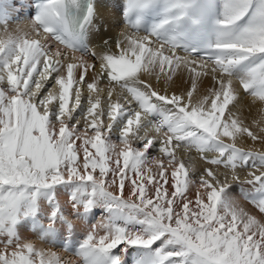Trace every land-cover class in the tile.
Wrapping results in <instances>:
<instances>
[{
    "label": "snow or ice",
    "instance_id": "snow-or-ice-1",
    "mask_svg": "<svg viewBox=\"0 0 264 264\" xmlns=\"http://www.w3.org/2000/svg\"><path fill=\"white\" fill-rule=\"evenodd\" d=\"M0 264H264V0H0Z\"/></svg>",
    "mask_w": 264,
    "mask_h": 264
},
{
    "label": "bare ground",
    "instance_id": "bare-ground-1",
    "mask_svg": "<svg viewBox=\"0 0 264 264\" xmlns=\"http://www.w3.org/2000/svg\"><path fill=\"white\" fill-rule=\"evenodd\" d=\"M247 103V102H246ZM251 115L253 116V117H255V118H259V111H258V109L257 108H253L252 109V113H251ZM250 144H251V142H249ZM255 147H257V148H259V145H256ZM241 175L243 176V173H241ZM74 259V258H73Z\"/></svg>",
    "mask_w": 264,
    "mask_h": 264
}]
</instances>
